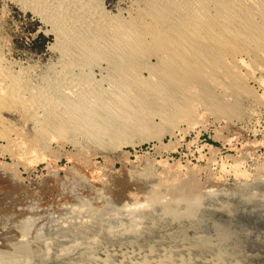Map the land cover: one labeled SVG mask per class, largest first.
I'll use <instances>...</instances> for the list:
<instances>
[{"label": "rangeland", "instance_id": "374dc122", "mask_svg": "<svg viewBox=\"0 0 264 264\" xmlns=\"http://www.w3.org/2000/svg\"><path fill=\"white\" fill-rule=\"evenodd\" d=\"M139 1L141 2V0H100L107 11L116 13L119 10L124 15L133 10ZM49 29V25L41 21L40 17L31 10L24 12L18 4L0 0V49L1 56L4 57L2 64L7 65L8 68L11 66L15 71L21 70L19 76L24 74L25 78L27 76L25 85L28 82L36 83L41 74L51 71L60 58L59 50L54 47V35L48 32ZM240 57L244 58L245 66L249 67L241 68V72L246 74L244 85L249 93L230 90L227 93V104L224 106L225 112L221 111L222 109L207 110L206 107L211 108L212 100H203V104L196 108L197 120L190 123L175 119L172 115L166 117L174 119V122L162 120L155 113L151 130L134 135L130 138L131 143L128 139L123 140V137H106L104 141L89 139L85 134L78 132V135L71 130L70 136L75 137L77 143L75 140L69 141L68 137H65L66 139L58 137L59 140L47 141L42 147L38 145L37 149L33 146L37 152L28 146L26 151L28 150L29 153H27L25 149L19 148V145L8 144L0 138V179L2 178L0 180V254H17L18 252L15 251L23 248L21 252L31 255L30 260L33 264H119L122 259L120 252L135 250L136 253L138 252L136 249L145 248L152 243L153 246L155 244V250L158 248L157 251L169 248L171 243H167L164 239L170 233L176 234L175 238L178 240L184 234L179 244L181 242L184 244V238L188 241L195 237L193 241H196L198 237L203 236L204 238L201 239L209 241L212 251L218 249V245L221 250L222 245L226 247L225 243L230 245L237 235L239 236L237 239L243 236L240 239L242 242L236 240L233 244L237 242V245L231 244L233 253L227 244L228 246L223 250L230 252H227L225 260L230 257L229 262L238 258L235 260H241L240 263L243 261V264H250L251 260L253 262L251 264H264V199L257 202L261 204H258V208L255 206L257 209L253 208V205H257L256 200H252L253 197H261L264 193V87L262 86L264 84L261 81L264 71L248 64L250 62L248 56L240 55ZM150 60L154 62L155 58L151 57ZM252 67L253 73L249 71ZM142 73L148 74L147 71ZM254 94L259 97L257 101L250 99ZM4 113L8 119L15 122L13 124L16 126L13 127H18L23 135L25 133L28 138L35 135L31 120L22 117L19 112V114L13 112V115L12 112ZM15 150H19L18 152L24 155L20 157L21 154L19 155ZM185 184L196 187L199 196L194 201L198 199L200 203L203 201L202 209L200 208L202 211L195 220L199 223H194L197 230L202 229L199 232L186 226L187 230L181 228L184 229L183 233L175 229L163 233L160 229L165 230L163 227L165 224L162 223L161 218H158L161 211L153 210L160 204L150 205V194L160 192L162 202L168 203L169 200L180 198L184 192H187L188 186L186 187ZM190 186L189 188H192ZM225 203L231 210L234 209L232 217H225L222 214L220 206ZM229 221L231 225L227 224ZM198 224L200 228L197 227ZM127 225L128 227L135 225V231L125 233L123 229L128 228ZM227 225L231 227L228 228ZM155 228H158L157 231ZM213 228L216 231L212 236L210 232H214ZM230 228L232 232L240 233L235 232L236 234L230 236L228 235ZM220 229L227 231V236L226 233L224 235L229 241ZM193 230L199 233L193 232L196 236L192 235ZM154 232L159 234L156 236ZM216 232H220L223 237ZM209 234L210 238L214 237L215 240L212 241L208 237ZM218 235L224 240L227 239V242L220 241ZM153 237L157 241H153L155 239ZM88 240L93 242L88 243ZM159 240L160 246L157 245L160 243ZM217 242L224 244L220 245ZM252 243L254 245H251ZM68 244H72L70 249ZM105 252L107 254H104ZM241 252L243 256H239ZM252 253L256 254L252 256ZM87 254L91 255V258L88 259ZM228 255H233L234 259ZM133 256L131 261L140 264V259ZM194 259L195 257L192 258Z\"/></svg>", "mask_w": 264, "mask_h": 264}, {"label": "bare ground", "instance_id": "6f19581e", "mask_svg": "<svg viewBox=\"0 0 264 264\" xmlns=\"http://www.w3.org/2000/svg\"><path fill=\"white\" fill-rule=\"evenodd\" d=\"M6 1L18 4L24 12L31 10L40 17L41 21L48 24L50 27L48 32L54 35V47L60 52V58L54 66L52 65L51 71L41 74L39 80L34 82L35 84L28 82L25 85L27 76L26 78L25 74L19 76L21 70L15 71L11 66L8 68L7 65L2 64L4 57L2 58L0 49V138L8 144L19 145V148L25 149L24 151L28 146L36 151L38 145L42 147L45 142L54 141L58 137H68L69 141H76L75 137L70 136L71 130L77 134L78 132L85 134L89 139L99 141H104L106 137H123V140H130L134 135L144 134L151 130L155 113L162 120L174 122V119L166 117L172 115L175 119H182L190 123L197 120L196 108L203 104V100H212L211 108L206 107L207 110L220 111L222 109L221 111L225 112L226 107L224 106L227 104V93L230 90L249 93L244 85L246 74L241 72L246 61L240 55L248 56L250 60L248 64L264 71V0H141V2H137L138 5L133 10L128 11L125 15L119 10L116 13L107 11L100 0ZM151 57L155 58L154 62L150 60ZM5 60L7 59L5 58ZM245 67L249 68L247 65ZM250 70L253 73V67ZM143 71H147L148 74L143 75ZM30 79L34 80V78ZM261 81L264 84V77ZM262 86L264 87V85ZM250 99L257 101L259 97L254 94L250 96ZM4 112L7 114L12 112L11 115L13 112H19L23 115H21L22 117L25 116L27 120H31L35 135L29 136L30 138L25 136V133L23 135L18 127H13L16 126L13 124L15 122L8 119ZM78 143L80 142L78 141ZM19 153L21 154V152ZM22 155L24 154H21L20 157ZM185 186L187 187L188 184ZM189 186L186 193L184 192L186 187L184 188V194L180 198L175 197L176 199L172 201H166L168 203L162 202L160 192L156 193V191L153 192V195L150 194V200L148 199L150 205H161V207H159L160 205L156 206L157 209L153 210L160 209L161 211L158 218H161L162 223L165 224L163 226L165 230L160 229L163 233L164 231L169 233L168 231L174 229L175 231L181 230L183 233L184 229L181 228L186 229V226L196 229L194 223L197 222L195 220L202 211L203 201L202 203L199 199L194 201L199 194L196 193V187L191 185L192 188H189ZM262 196L252 198V200H256L257 204L253 205V208L255 206L258 208L261 205L257 202L264 199V193ZM222 206L219 207L223 211L221 213L225 217H232L234 209L231 210L226 203ZM216 213L218 214V212ZM129 222L131 224V221ZM160 223L161 221L159 226ZM227 224L229 225L230 221ZM82 226L84 227V225ZM134 228L135 225H131L128 228L125 227L123 231L129 234L135 231ZM216 228L218 229V226ZM224 229L226 230V228ZM199 230L196 229V231ZM220 230L222 231V229ZM229 230L232 232L234 228ZM215 231L209 232L212 235ZM230 231L228 233L230 236L235 232L240 233L237 231L230 233ZM193 232L194 230L191 234L196 236ZM226 232L222 231V234L224 235ZM156 234L159 233L156 232ZM185 234L188 235V233ZM174 235L170 233L164 239L167 243H171L169 248L157 251L158 248L155 250V244L153 246L152 243V245H146V249L134 246V248H140L136 249L138 251L136 253L135 250H129L127 253L125 250L123 253L118 252L120 255L122 254L120 263L139 264L131 261V256L134 255V258L140 259V264H243V261L240 263L241 260L236 261L235 259L238 258L234 259L233 255L228 256H231L234 261L229 262L230 257L225 260L227 252L232 250L233 253V248H230L231 244L235 245L237 242L233 243L243 236L237 239L239 236L234 235L236 239L233 243L229 242L230 245L225 243L226 247L229 245L230 251L223 250L226 248L224 245L220 246L223 248L222 250L218 245V249L215 248L216 250L212 251L209 241L201 239L203 236L199 235L200 237L196 241H193L195 237L191 236L192 243L189 242V239L186 241L184 238V244L181 242L182 245H180L178 242L184 237V234H182L183 237H179L180 240L175 238L176 234ZM211 235L208 237L210 238ZM221 235H218L220 238L218 236L217 238L223 241V235L222 237ZM80 236L82 237V235ZM226 236L224 235V237ZM160 237L163 239L161 233ZM226 240L224 242H227ZM89 241L93 242L88 240V243ZM214 243L212 242V245ZM217 243L220 244V242ZM160 244L161 242L157 243L158 246ZM70 246L72 244L69 245V249ZM22 249L15 251V253L18 252L17 254L1 252L3 255L0 254V264H33L30 260L31 255L22 253ZM24 250L27 252L26 249ZM79 250L81 249L79 248ZM80 252L78 253L80 254ZM235 252L234 254L237 256ZM242 254L243 252L239 256ZM254 254L252 253V256ZM91 255L87 254L88 259L91 258ZM191 256L195 259L192 260ZM244 259L246 258L244 257Z\"/></svg>", "mask_w": 264, "mask_h": 264}]
</instances>
